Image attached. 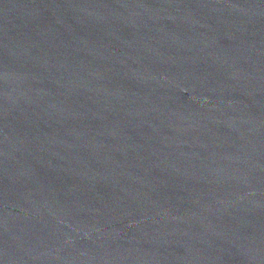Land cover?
<instances>
[{
    "label": "water",
    "instance_id": "water-1",
    "mask_svg": "<svg viewBox=\"0 0 264 264\" xmlns=\"http://www.w3.org/2000/svg\"><path fill=\"white\" fill-rule=\"evenodd\" d=\"M0 264H264V0H0Z\"/></svg>",
    "mask_w": 264,
    "mask_h": 264
}]
</instances>
